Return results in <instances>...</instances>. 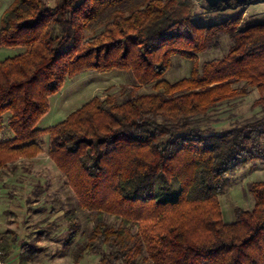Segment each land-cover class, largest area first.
Returning <instances> with one entry per match:
<instances>
[{
    "label": "trees",
    "instance_id": "trees-1",
    "mask_svg": "<svg viewBox=\"0 0 264 264\" xmlns=\"http://www.w3.org/2000/svg\"><path fill=\"white\" fill-rule=\"evenodd\" d=\"M231 3L240 4L214 8ZM196 6L14 0L2 15L0 46L25 52L0 61V134H12L0 140V172L36 159L48 136L49 158L79 206L95 215L85 250L100 255V264H264V181L249 185L254 208H237L233 222H224L220 203L238 172L264 164V21L244 27L238 13L202 26ZM224 37L230 51L200 65L199 55L219 49ZM175 57L191 62L192 72L169 82L163 77ZM113 70L131 72L137 85L37 127L68 80ZM139 87L154 92L138 95ZM249 88L260 94L262 117L219 132L200 128L211 108ZM65 218L71 246L80 221L72 212ZM18 240L2 236V258ZM38 254L23 244L19 264Z\"/></svg>",
    "mask_w": 264,
    "mask_h": 264
},
{
    "label": "rangeland",
    "instance_id": "rangeland-1",
    "mask_svg": "<svg viewBox=\"0 0 264 264\" xmlns=\"http://www.w3.org/2000/svg\"><path fill=\"white\" fill-rule=\"evenodd\" d=\"M13 1L0 0V25L3 13ZM193 1L197 5L193 18L202 26L219 22L223 16L238 13L244 18V27L264 21V1L224 4L219 8L209 7L204 0ZM48 3L53 5L54 0H48ZM231 47V40L224 37L219 49L199 55L200 65L224 57ZM24 52V47L0 46V61ZM191 72V62L175 57L172 68L163 79L175 82L190 77ZM126 85H137L133 74L126 70H113L107 74L85 72L68 80L62 90L50 98V110L37 127L46 129L55 126L93 98L109 94L118 96L121 88ZM153 92L151 87L138 89V95ZM259 99V92L249 88L242 98L218 103L211 108L207 118L202 119L200 128L219 132L234 124L262 117V108L256 104ZM40 140L43 153L34 160L17 165V169L21 170L20 174L11 175L10 168L6 172H0V232L16 233L22 245H34L39 249L36 261L30 264H100V255L85 250L88 236L95 224V215L79 206L65 177L49 158V137L44 136ZM258 181H264V164L261 162L249 165L231 179V187L220 198L224 222L231 223L236 219L237 208H254L255 199L249 191V185ZM68 212L74 213L80 221V233L71 246H66L70 228V223L65 218ZM108 221L114 223L113 218H108ZM138 261L139 264H147Z\"/></svg>",
    "mask_w": 264,
    "mask_h": 264
},
{
    "label": "crops",
    "instance_id": "crops-1",
    "mask_svg": "<svg viewBox=\"0 0 264 264\" xmlns=\"http://www.w3.org/2000/svg\"><path fill=\"white\" fill-rule=\"evenodd\" d=\"M39 124V123H38ZM12 138V134L9 133V132H5V133H1L0 134V140L1 139H11ZM22 162L19 161L17 163V165H21ZM7 169H5L3 172H6ZM10 174L15 176L18 174H20L21 170L19 169H12L10 168ZM8 231V230H7ZM5 234H7L6 232L2 234V232H0V239L2 238V236H4ZM20 240H18V242L16 244H14L8 254V256H6L5 258H2L5 262V264H19V256H20V253H21V247H22V244Z\"/></svg>",
    "mask_w": 264,
    "mask_h": 264
},
{
    "label": "water",
    "instance_id": "water-1",
    "mask_svg": "<svg viewBox=\"0 0 264 264\" xmlns=\"http://www.w3.org/2000/svg\"><path fill=\"white\" fill-rule=\"evenodd\" d=\"M204 1L209 7L214 8V7L218 6L219 4L228 3V2H231V1L238 2L240 4H244L246 2H251V1L260 2V1H264V0H204Z\"/></svg>",
    "mask_w": 264,
    "mask_h": 264
},
{
    "label": "built area",
    "instance_id": "built-area-1",
    "mask_svg": "<svg viewBox=\"0 0 264 264\" xmlns=\"http://www.w3.org/2000/svg\"><path fill=\"white\" fill-rule=\"evenodd\" d=\"M0 264H5L4 260L2 259V253L0 252Z\"/></svg>",
    "mask_w": 264,
    "mask_h": 264
}]
</instances>
